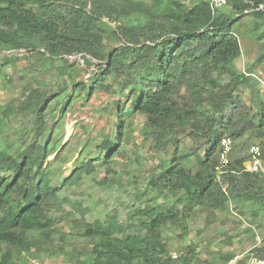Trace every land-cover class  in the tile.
<instances>
[{
  "label": "trees",
  "instance_id": "trees-1",
  "mask_svg": "<svg viewBox=\"0 0 264 264\" xmlns=\"http://www.w3.org/2000/svg\"><path fill=\"white\" fill-rule=\"evenodd\" d=\"M246 16L264 23V0H229L216 15L208 0L192 6L184 0H0V73L32 59L39 63V68L32 65L38 71L35 78L57 72V91L28 86L18 104L0 110L1 132L12 116L33 120L20 141L0 147V264H30L27 257L43 252L68 258L69 264L235 260L234 253L222 251L203 260L197 244L173 259L167 232L179 228L186 236L188 222L199 215L205 229L210 228L233 205L264 211V173L244 167L253 139L260 141L255 144L264 159L261 84L236 67L242 47L234 26ZM263 40L264 32L254 64L264 63ZM74 57H81L86 67L97 66L87 80L71 82L72 72L84 71L69 60ZM100 92L115 96L109 111L116 118L115 131L96 146L97 157L75 159L69 175L57 168L61 180L54 186V162H64L71 146L58 140L64 116L79 99ZM139 117L148 161L156 162V156L160 161L152 167L146 189L135 192L139 205L130 221L123 223L113 212L105 221L88 222L83 208L80 217L72 211L59 215L66 202L59 195L63 188L76 187L100 170L106 176L98 183L108 188L125 175L116 166L128 160ZM28 137L32 142L25 144ZM225 138L232 140V151L227 173L218 175ZM242 223L240 217L237 225ZM56 237L62 243L87 242L91 249L65 250L64 243L55 248ZM224 242L231 244L230 233ZM250 255L264 259V246L256 244L235 264H247Z\"/></svg>",
  "mask_w": 264,
  "mask_h": 264
},
{
  "label": "rangeland",
  "instance_id": "rangeland-1",
  "mask_svg": "<svg viewBox=\"0 0 264 264\" xmlns=\"http://www.w3.org/2000/svg\"><path fill=\"white\" fill-rule=\"evenodd\" d=\"M188 6L195 5L201 0H184ZM229 11V8L226 9ZM256 26L258 28H256ZM236 33L239 36L242 57L237 60L236 67L241 73L249 74L253 82L261 84V91L264 94V63L254 64L257 54L259 52L258 38L264 32V23L252 16L244 17L240 22L234 26ZM264 43V40L262 41ZM9 52L7 54H11ZM5 54V53H3ZM20 56L26 55V52H20ZM73 64L80 63L84 71L79 73L72 72L68 81L72 83L87 80L97 69V66L86 67L83 65L81 57H74L69 59ZM96 63V62H95ZM98 64V63H96ZM252 73H249V67L252 65ZM35 66L39 68V63L32 59L21 60L13 66L2 68L0 73V110L3 111L5 106L14 102L19 103L20 99L24 98L25 90L28 88H42L57 91V86L53 84L54 79L57 77L56 71H51L47 74H41L38 78L34 77L38 71L32 68ZM60 65V62L57 63ZM251 74V75H250ZM227 79L228 77H224ZM259 84V85H260ZM55 85V86H53ZM249 94V92H247ZM115 96L108 93H97L89 100L79 99L73 108L64 116V125L59 128L58 140L60 144L70 141L71 146L67 150V158L64 162L55 161L54 167H63L65 175H69L73 167L74 160L79 158L81 160L94 158L98 156L96 146L109 135H113L115 131L116 118L113 117L109 111L113 106ZM1 117V116H0ZM32 119L30 117L12 116L6 119L3 123V132L0 131V147H12L17 140L24 137L26 129L31 126ZM142 123V118L135 119L134 138L132 144L129 145L128 160L123 165L117 164L116 169L118 172H126L123 176L116 177L117 183L112 187L100 185L98 182L104 179L105 173L100 170L91 177L86 178L83 183L76 185L73 188H63L59 193L60 197L65 199V204L59 215L66 211H72L73 214L80 217V208H83L85 219L88 222L96 220L105 221L108 214L118 212L120 219L123 223L130 221V213L138 207L139 202L135 201L134 194L139 189L145 190L147 187V177L150 175L152 167L156 166V162L160 161V156H156V162L152 159L148 161L147 150L149 146L142 144L139 126ZM31 138H25V144L31 143ZM252 144L260 143L259 140L253 139ZM143 146H142V145ZM141 145L140 149L135 146ZM147 145H150L147 143ZM143 147V148H142ZM83 148V152L80 150ZM55 156L50 157L53 160ZM102 157V154H101ZM136 158H138V164ZM125 162V161H124ZM140 165V166H139ZM66 169V170H65ZM56 176L52 180L54 186H60L56 180L61 178V173L58 169L54 172ZM135 179H141L138 183ZM61 180V179H60ZM148 196L146 200L151 199ZM163 202V199L158 203ZM231 206V212L221 215L220 222L214 226L205 229L204 216H197L189 221V231L186 236H182L179 228H171L167 232L169 246L171 253H177L178 256L185 253L188 246L200 245L197 248L200 257L211 259V253L217 252H231L236 256L248 255L251 250L256 247L258 237L261 240L260 247L264 246V211L253 208L252 206L243 203L241 207ZM236 213V215L234 214ZM257 213V216H255ZM244 223L237 225L240 217ZM225 224H222V222ZM253 229V230H252ZM232 235V242L230 245L224 242L226 235ZM68 239L62 243L59 237H56L53 243L55 248L63 244L65 250H71L73 246L79 249H86L89 251L91 248L87 247L86 243L79 241L71 242ZM212 243V244H211ZM85 250V251H86ZM26 262L30 264H69L68 258L63 256H54L48 253H41L40 255H32L26 258Z\"/></svg>",
  "mask_w": 264,
  "mask_h": 264
},
{
  "label": "built area",
  "instance_id": "built-area-1",
  "mask_svg": "<svg viewBox=\"0 0 264 264\" xmlns=\"http://www.w3.org/2000/svg\"><path fill=\"white\" fill-rule=\"evenodd\" d=\"M209 6L213 15H216L221 9L225 8L229 4V0H208ZM232 140L230 138L223 139L221 145L223 147L220 156L221 165L218 168V175L227 173L229 166V154L232 151ZM245 171L248 172H261L264 173V159L262 156V149L259 144H253L249 151V159L244 164ZM236 215V213H234ZM261 240L258 237L257 245H260ZM173 259H178L177 253H171ZM245 258V255L237 256L230 264H235L239 259ZM247 264H264V259L258 258L255 255H250L247 259Z\"/></svg>",
  "mask_w": 264,
  "mask_h": 264
}]
</instances>
